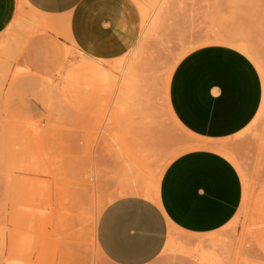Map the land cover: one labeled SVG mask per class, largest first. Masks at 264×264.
Instances as JSON below:
<instances>
[{
  "label": "rangeland",
  "instance_id": "rangeland-1",
  "mask_svg": "<svg viewBox=\"0 0 264 264\" xmlns=\"http://www.w3.org/2000/svg\"><path fill=\"white\" fill-rule=\"evenodd\" d=\"M156 19L158 29L146 39L136 64L146 83L144 100L155 112L150 137L142 136L128 110L111 111L103 95L67 100L71 107L56 95L80 57L63 28L39 33L63 41L60 63L47 76L21 63L20 35L0 36V264H110L96 243L103 210L127 190L156 182L172 160L205 143L183 131L164 109L169 71L185 53L233 33L242 35L257 57L263 105L242 133L220 145L241 178V207L212 237L171 233L155 264H196L202 254L211 255L207 264H264L250 226L251 205L264 189V0H166ZM74 193L84 204L73 218H63L61 207Z\"/></svg>",
  "mask_w": 264,
  "mask_h": 264
},
{
  "label": "crops",
  "instance_id": "crops-1",
  "mask_svg": "<svg viewBox=\"0 0 264 264\" xmlns=\"http://www.w3.org/2000/svg\"><path fill=\"white\" fill-rule=\"evenodd\" d=\"M31 16L55 23L50 31L63 28L77 53L100 62L125 56L141 34V16L132 0H0V36L20 35L16 49L21 63L44 76L60 63L63 41L49 32L39 34L42 28L34 32ZM167 100L186 133L220 146L251 124L261 105L262 85L244 54L226 46H204L176 64ZM143 187L155 199L129 193ZM242 199L241 178L233 164L214 150L194 149L172 160L156 182L141 183L112 201L98 219L96 243L110 264H155L171 233L196 238L218 234L234 219ZM251 210L253 239L264 256V189Z\"/></svg>",
  "mask_w": 264,
  "mask_h": 264
},
{
  "label": "bare ground",
  "instance_id": "bare-ground-1",
  "mask_svg": "<svg viewBox=\"0 0 264 264\" xmlns=\"http://www.w3.org/2000/svg\"><path fill=\"white\" fill-rule=\"evenodd\" d=\"M132 1L137 6L139 13H140V16H141V34H140L139 40H138L137 44L135 45V47L129 53H127L125 56H122L118 59L111 60V61H104V62H112L113 63L112 65H110L108 67L104 66L102 64L103 62L91 60V59L86 58L83 55L79 54L80 55L79 59L72 66V68L66 73V75L62 78V86L60 87L59 90H57L58 93L56 92L57 93L56 95L61 96L63 99H66V101L71 100L70 102H72V101L77 102V101L83 100L85 98L96 99V96L103 95V96H105V99L107 100V105L111 111H113V109L121 110L122 108L128 110V113L130 114L129 116L135 117L132 119H135L137 121L136 124H137L138 130L140 131V133L145 132L144 135L142 134V136L150 137L149 134L152 131V128L154 127V123H155L154 117H153V114L155 112L153 111L154 108H152L148 104L149 101L147 102L144 100L142 93H143V89L145 87L144 85L146 83L144 84L143 81L141 80L140 75H139L140 73L136 70L137 69L136 64H138V62H139L138 59H139L140 55L142 54L144 43H145L146 39L151 37L156 32V30L158 29L156 17L158 16L159 12L161 11V8L164 6V3L166 2V0H132ZM16 23H17V21H15V24ZM29 24L31 26H33V31L36 32L38 30V28L39 29L42 28V30L43 29L44 30L50 29L52 26H54L55 23L49 24V23L41 21V19L39 20V19H36L35 17L31 16V17H29ZM9 34H8V36H10ZM224 35L223 36H221V35L216 36V37L204 42L202 46L203 47L204 46H226V47L236 49L237 51L244 54L253 63V65L259 69L258 62L256 59L257 57L253 51V48L248 43V41L245 40V38L241 37L242 35L241 36L236 35V34L234 35V33H233V35H230V34L227 36H224ZM11 37H12V35H11ZM11 37H9V38H11ZM8 43H10V42H5L4 45H7ZM4 45H2V47ZM188 53H185L183 56H185ZM183 56H181V57H183ZM173 69L174 68H172L169 71L168 77H167L168 81L166 82L167 84L165 86V91H164L165 92V94H164L165 103L164 104L166 105L167 108H164V109L168 110V112H169L172 120L174 121V123L179 126V124L176 122V120L172 116V113L169 109L168 100H167L168 84H169V79H170V76H171ZM43 89H41V90H43ZM58 99H59V97H58ZM90 99H89V101H90ZM58 101H60V100H58ZM67 102H65L64 105L65 104L70 105V103L69 102L67 103ZM81 104H82V102H81ZM89 104H91V103H89ZM94 105L95 104L93 103V106ZM91 106H90V108H91ZM70 107H71V105H70ZM86 108H87V106H86ZM103 108H104V104H103ZM262 111H263V105L260 107L258 114H261ZM108 113H109V111H108ZM106 116H107V114H106ZM101 118H102V116H101ZM129 118H131V117H129ZM107 119H108V117H107ZM104 120H105V118H103L102 122L100 121V125H102L101 123H103ZM98 122H99V120H98ZM105 123L107 125V121ZM102 128H103V126H102ZM125 137H126V135L124 136L123 139H125ZM123 139H121V140H123ZM133 140L135 141V139H133ZM134 141H133V143H134ZM125 142H127V137H126ZM118 143H119V140H118ZM129 145H130V143H129ZM127 147H125V148H127ZM138 149H139V147H138ZM194 149L214 150V151L220 153L223 157L230 158V155L228 154V152L221 146H215V145H211L208 143H203L202 145H196L194 147ZM126 156H128V155H126ZM134 156H135V154H134ZM135 159H136V157H135ZM137 159H138V157H137ZM133 168H134V162H133ZM139 170H140V168L137 167L136 172H138ZM129 193L136 194V195L143 196V197H150L152 199H155V196H156L155 193H153V194L148 193V191L145 187H143L142 190H140V191L132 190ZM74 194L76 195L74 197H72L70 195L72 197L71 202H69V200H68V202L66 201L67 205H62L63 209L61 207V210L63 211V213L61 212L63 215L62 216L63 218L64 217H67V218L72 217L73 218V215L71 216V214H73V213L75 214V212H79L80 209H78V208H82L80 206H83V204H84V202H82L83 200L80 201L82 198L80 196H78V194H76V193H74ZM67 198H69V196ZM63 202H65V201H63ZM76 210H78V211H76ZM68 221H69V219H68ZM70 223H68V224L70 225ZM72 224L73 223H71V225ZM69 225H67V226H69ZM69 227L71 228V226H69ZM69 227H67V228H69ZM213 235H210V236L212 237ZM98 251H99V249H98ZM98 254L100 255L101 253L98 252ZM197 260H198L199 264H207L208 262L210 263V261L212 259H211L210 254H202L199 257H197Z\"/></svg>",
  "mask_w": 264,
  "mask_h": 264
}]
</instances>
